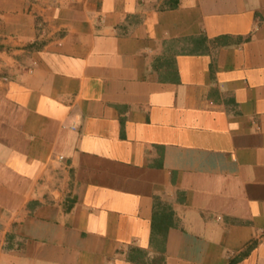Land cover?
Instances as JSON below:
<instances>
[{"label":"crops","instance_id":"obj_1","mask_svg":"<svg viewBox=\"0 0 264 264\" xmlns=\"http://www.w3.org/2000/svg\"><path fill=\"white\" fill-rule=\"evenodd\" d=\"M0 44V264H264V0H0Z\"/></svg>","mask_w":264,"mask_h":264},{"label":"rangeland","instance_id":"obj_2","mask_svg":"<svg viewBox=\"0 0 264 264\" xmlns=\"http://www.w3.org/2000/svg\"><path fill=\"white\" fill-rule=\"evenodd\" d=\"M1 44H0V52H1ZM5 67V60L4 55L0 53V74H4V68Z\"/></svg>","mask_w":264,"mask_h":264},{"label":"trees","instance_id":"obj_3","mask_svg":"<svg viewBox=\"0 0 264 264\" xmlns=\"http://www.w3.org/2000/svg\"><path fill=\"white\" fill-rule=\"evenodd\" d=\"M170 1H171V0H170ZM172 2L177 3V0H172ZM245 254H246V251L242 253V256L245 255ZM239 258H241V257H239ZM237 260H238V258H237V259H232V260L230 261L229 264H233V263L236 262Z\"/></svg>","mask_w":264,"mask_h":264}]
</instances>
